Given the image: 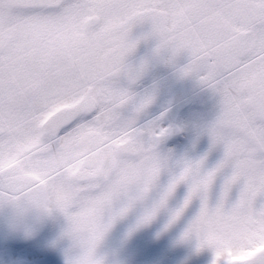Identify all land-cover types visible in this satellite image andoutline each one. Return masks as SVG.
I'll list each match as a JSON object with an SVG mask.
<instances>
[{"label": "snow or ice", "instance_id": "obj_1", "mask_svg": "<svg viewBox=\"0 0 264 264\" xmlns=\"http://www.w3.org/2000/svg\"><path fill=\"white\" fill-rule=\"evenodd\" d=\"M148 38L154 57L219 98L207 132L223 148L207 172L206 156L180 162L155 198L157 149L173 129L146 118L151 93L133 91L148 62L129 57ZM182 183L165 230L198 197L180 240L210 250L211 264L238 252L264 264V0H0V205L62 213L66 264H104L96 249L115 219L142 205L138 226L150 223Z\"/></svg>", "mask_w": 264, "mask_h": 264}, {"label": "rangeland", "instance_id": "obj_2", "mask_svg": "<svg viewBox=\"0 0 264 264\" xmlns=\"http://www.w3.org/2000/svg\"><path fill=\"white\" fill-rule=\"evenodd\" d=\"M173 72L170 70L169 80L171 84L190 79V77H181L177 71ZM153 80L154 78L151 81ZM155 85L158 84L150 85L145 91H151L152 95L155 96H153L154 104H158L161 100L158 98L160 101L157 103L155 99L159 93H162L163 89L162 87L156 88ZM172 89L173 87L170 90ZM145 91H140L138 95H143ZM205 92L206 95H204L203 100L198 105L204 109V115L205 117L207 116V120L205 117L191 116L190 111L180 115L178 119L180 133L184 135L187 142L181 151L169 149L167 155L169 165L167 168H162L158 181L159 185L169 182L171 176L179 171V163L184 160H197L206 156L203 171L207 172L213 169L223 158L222 146L217 145L213 147L211 137L207 132V129L219 115V98L213 99L214 94L208 89ZM158 108L161 110L162 107L157 105L154 107L153 112L157 113L156 110ZM230 174V167L224 168L217 174L209 191L210 205H214L217 202L224 180ZM177 189L178 195L173 203L169 202L168 210L172 206L178 208L183 203L188 191V185L182 183L177 186ZM238 194L239 188L234 186L230 193L229 197L231 198L229 201H234L238 197ZM192 203L200 207V199L198 197H194ZM134 215L136 216L137 214H126L116 218L103 236L97 246L96 254L101 258H109V262L103 259L104 264H114V262H111L112 258L118 264L150 263L152 259L157 258L158 254L162 257L161 262H163L164 258H170V262L174 264H201L203 262H210L212 259L213 253L208 249L201 250L200 252L196 251L194 240L185 241V244L177 247L166 246L165 248L156 247L155 249H153L155 246L152 245L151 241L150 244H147L150 247L149 250L145 252H151L150 255L152 256L142 255V260L140 261L138 251L132 250L134 237L141 235V232L144 230L145 232H153L155 235H151V233L148 235L147 241H150L152 238L158 236V231L157 228L153 227V223H150L151 226L144 224L142 228H138L137 223H132L131 221L138 219V217L140 218V215L136 217ZM29 216L31 219L33 218L31 222ZM66 227L67 221L62 213L54 211L50 215H42L33 211L20 218L12 207L0 205V264L16 262L19 249H22L25 255L24 264H66V254L72 245V242L64 235ZM103 241L106 244H103ZM139 247L141 246L139 245ZM136 258L137 262L134 260Z\"/></svg>", "mask_w": 264, "mask_h": 264}, {"label": "flooded vegetation", "instance_id": "obj_3", "mask_svg": "<svg viewBox=\"0 0 264 264\" xmlns=\"http://www.w3.org/2000/svg\"><path fill=\"white\" fill-rule=\"evenodd\" d=\"M185 62H186V58L182 56V57L177 59L176 65H180V64H183ZM170 70L172 71V73H174L173 71H176V67L173 64H169V63L165 62L164 60H162L160 65L155 70H153L147 76H144L143 78H141L138 81V83L133 86V91L136 94H138L140 91H143V90L145 91L146 89H148L150 87V85L158 84V85H155L156 88L162 87V89H163L162 93H159V95H157L156 99H155L157 103L161 100L160 103L154 104V100H153L152 104L150 105L149 109L147 110L146 118L147 119H154L156 117L161 116V114H163V117H164L163 126L164 127H171L172 126V123L170 121L169 114H168L169 97H170L171 93L180 84L185 82V80H184L182 82L177 81V82H174V83L171 84L170 80H169L170 79ZM153 78H154V80L151 81ZM190 79H193V78H190ZM172 87H173V89L170 90ZM144 93H146V91ZM148 93H151V91H149ZM205 95H206V92H205ZM216 97L217 96L214 95L213 99H215ZM157 105L162 107L161 108L162 111L158 108L156 110L157 113H154L153 109ZM176 126H177V136L174 139H169L168 136L166 138H164L162 140V142L159 144L158 149L162 148V150L167 151L168 149L172 148L173 151H181L184 148L185 143H186V139H185L184 135L182 133H180V125H178V120H177ZM167 184H168V182H165V183H163L161 185L157 184L156 188H154V190H153V193L155 194V197L158 196L160 190L163 187H165ZM177 195H178V189L176 188L175 193L173 194V196L168 201L167 208L162 210L156 216V218L150 222V223H153V225H154L153 227L154 228H157V231H158L157 232V234H158L157 237H154V238L151 237L152 240L147 241L148 240V235L150 233H151V235H155V234L153 232H145V230L141 232V235H136L135 237L133 236L135 239H134V242H133V246H132L133 249L132 250L135 249V250L138 251V253L140 255V257H139L140 261L142 260V257H141L142 255H147L148 256V255L151 254V252H148V253L145 252V251L149 250L150 247H148L147 244H150L151 241H152L151 242L152 245L155 246V247H153V249H155L156 247L165 248L166 246L177 247V246L185 244V241H181L180 240L181 233L183 232V230L185 228L184 226L179 225V223L177 222L176 224L172 225L171 227L167 228L166 230H165V227H164L165 224L168 221L169 212L171 210H174V209L177 208V207H173L172 206L170 208V210H168L169 202L173 203V201H174V199L176 198ZM142 211H143V206L142 205H137L136 207L132 208L127 214H134L135 213V214H137L136 216H139V215L141 216L142 215ZM32 219H31V217L29 218L30 222L32 221ZM138 220H139V217H138V219H134L131 222L132 223L133 222L137 223V226H138ZM150 223H148V225H150ZM143 225L144 224L139 225L138 228H142ZM133 237H130V238H133ZM103 244H106L105 241H103ZM134 245H136V246H134ZM139 245L141 247H139ZM136 247H138V248H136ZM131 256H132V254H131ZM150 256H152V255H150ZM212 258H213V255H212ZM103 259L105 261L109 262V258H107V259L103 258ZM161 259H162V257L158 254L157 258L152 259L150 263L149 262H144L142 264H174L173 262H170V258H167V259L164 258V260L166 262L164 260H163V262H161ZM134 260L137 262V258L134 259ZM211 261H212V259L210 260V262H206V263L203 262L201 264H211ZM111 262H114V264H118V263L115 262V260L113 258H112Z\"/></svg>", "mask_w": 264, "mask_h": 264}, {"label": "water", "instance_id": "obj_4", "mask_svg": "<svg viewBox=\"0 0 264 264\" xmlns=\"http://www.w3.org/2000/svg\"><path fill=\"white\" fill-rule=\"evenodd\" d=\"M147 31V26L137 27L133 30V37H138L144 32ZM155 46V41L151 38L141 40L137 49L134 53L129 57V62L131 64H139L141 61H147L148 66L142 78L147 76L153 70H155L160 63L161 59L154 57L153 48ZM205 88H203L196 80H189L182 83L175 91L170 95V110L169 116L173 122V131L169 135L170 138L175 137L177 135V127L176 121L181 112L186 110L191 106L192 103L201 101L204 94ZM151 197L154 198L155 194L152 192ZM199 211V208L194 204H190V206L185 210L184 215L178 221L180 225L186 227L188 222L196 215ZM238 264V262H237Z\"/></svg>", "mask_w": 264, "mask_h": 264}, {"label": "trees", "instance_id": "obj_5", "mask_svg": "<svg viewBox=\"0 0 264 264\" xmlns=\"http://www.w3.org/2000/svg\"><path fill=\"white\" fill-rule=\"evenodd\" d=\"M189 111H190L189 113L191 114V116L192 115H196L198 117H205V115H204L205 114L204 109L201 108L198 104L193 105V107ZM206 118H207V116L205 117V119ZM206 120H204V121H206ZM158 155L161 158V160H163V161L165 160V158H164V155H165L164 151H162L161 154L159 153ZM230 198L231 197H229V199ZM9 252H11V251H9ZM24 258H25V255H24V253H23V251L21 249V250H19V252L17 254V261L14 262V263H11V264H24V262H23L24 261Z\"/></svg>", "mask_w": 264, "mask_h": 264}, {"label": "clouds", "instance_id": "obj_6", "mask_svg": "<svg viewBox=\"0 0 264 264\" xmlns=\"http://www.w3.org/2000/svg\"><path fill=\"white\" fill-rule=\"evenodd\" d=\"M225 251H226V253H227L229 256H231V250L226 249ZM249 259H250L249 257H247V256H245V255H243V254H241V253L238 252V253L236 254V257H235V259L233 260L232 264H237V262H238V264H247V261H248Z\"/></svg>", "mask_w": 264, "mask_h": 264}]
</instances>
